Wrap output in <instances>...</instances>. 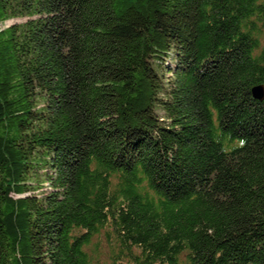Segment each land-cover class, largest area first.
I'll return each mask as SVG.
<instances>
[{
	"label": "trees",
	"instance_id": "1",
	"mask_svg": "<svg viewBox=\"0 0 264 264\" xmlns=\"http://www.w3.org/2000/svg\"><path fill=\"white\" fill-rule=\"evenodd\" d=\"M0 264H264V0H0Z\"/></svg>",
	"mask_w": 264,
	"mask_h": 264
},
{
	"label": "water",
	"instance_id": "2",
	"mask_svg": "<svg viewBox=\"0 0 264 264\" xmlns=\"http://www.w3.org/2000/svg\"><path fill=\"white\" fill-rule=\"evenodd\" d=\"M250 95L252 96L253 99L260 100L263 98V90L261 87L255 86L251 88Z\"/></svg>",
	"mask_w": 264,
	"mask_h": 264
},
{
	"label": "rangeland",
	"instance_id": "3",
	"mask_svg": "<svg viewBox=\"0 0 264 264\" xmlns=\"http://www.w3.org/2000/svg\"><path fill=\"white\" fill-rule=\"evenodd\" d=\"M22 20H23V19L8 20V21L5 22V25H6V26H9V25L14 24V23H17V22H18V23H19V22H22ZM104 250H105V249L101 246V247H100V250H99V254H100V258H101V259H103V256H102V255H103V253H104Z\"/></svg>",
	"mask_w": 264,
	"mask_h": 264
}]
</instances>
